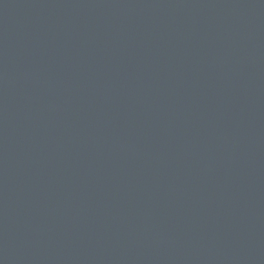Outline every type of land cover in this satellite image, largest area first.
I'll return each instance as SVG.
<instances>
[{"label": "water", "instance_id": "obj_1", "mask_svg": "<svg viewBox=\"0 0 264 264\" xmlns=\"http://www.w3.org/2000/svg\"><path fill=\"white\" fill-rule=\"evenodd\" d=\"M0 264H264V0H0Z\"/></svg>", "mask_w": 264, "mask_h": 264}]
</instances>
